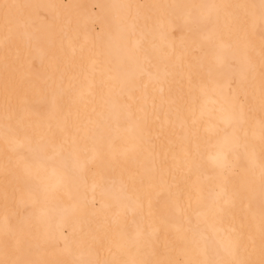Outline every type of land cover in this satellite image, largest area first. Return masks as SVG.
Segmentation results:
<instances>
[{
	"label": "bare ground",
	"instance_id": "bare-ground-1",
	"mask_svg": "<svg viewBox=\"0 0 264 264\" xmlns=\"http://www.w3.org/2000/svg\"><path fill=\"white\" fill-rule=\"evenodd\" d=\"M241 262L264 0H0V264Z\"/></svg>",
	"mask_w": 264,
	"mask_h": 264
},
{
	"label": "snow or ice",
	"instance_id": "snow-or-ice-1",
	"mask_svg": "<svg viewBox=\"0 0 264 264\" xmlns=\"http://www.w3.org/2000/svg\"><path fill=\"white\" fill-rule=\"evenodd\" d=\"M5 7H7V5ZM241 264H242V262H241Z\"/></svg>",
	"mask_w": 264,
	"mask_h": 264
}]
</instances>
